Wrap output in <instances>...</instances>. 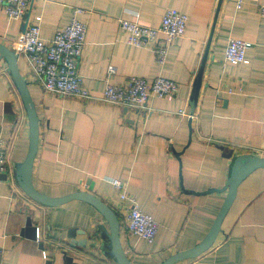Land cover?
I'll list each match as a JSON object with an SVG mask.
<instances>
[{"label": "crops", "instance_id": "crops-1", "mask_svg": "<svg viewBox=\"0 0 264 264\" xmlns=\"http://www.w3.org/2000/svg\"><path fill=\"white\" fill-rule=\"evenodd\" d=\"M262 6L264 0H32L21 19L9 18L0 6V43L15 51L17 39L35 16L42 17L41 37L46 42L71 22L75 9L83 10L78 18L87 25L79 73L92 98L45 91L28 56L17 52L40 120L35 187L53 197L81 190L101 198L118 214L123 248L135 264H159L200 243L227 195L206 191L226 185L236 156H264ZM170 8L188 16L187 29L168 45L165 61L159 62V41L131 44L120 19L158 26ZM212 34L193 106L194 82ZM231 37L248 42L244 62L225 60ZM109 65L115 67L111 76ZM133 76L175 80L176 96H151L140 108L101 99L107 83L123 84ZM0 133L8 166L0 180L1 264H68L66 252L77 264H118L103 249L100 234L109 225L92 204L74 199L47 206L31 199L17 183L16 165L25 161L30 148V124L3 59ZM116 178L125 182L140 210L158 222L152 243L129 231L126 214L131 203L120 198L111 183ZM28 217L39 228V240L23 234ZM72 228L78 230L75 240L87 239L85 247H70ZM176 264H264V168L239 185L213 246Z\"/></svg>", "mask_w": 264, "mask_h": 264}, {"label": "built area", "instance_id": "built-area-1", "mask_svg": "<svg viewBox=\"0 0 264 264\" xmlns=\"http://www.w3.org/2000/svg\"><path fill=\"white\" fill-rule=\"evenodd\" d=\"M32 0H0L9 18H23ZM82 9L74 10L71 22L56 31L53 39L46 42L41 37V16H35L27 29L19 36L16 52L28 56L32 73L41 82L45 91L55 92L66 96H78L83 99L92 98L90 91L83 83L79 73V62L86 44L87 25L78 18ZM264 16V6L260 8ZM188 16L175 8H170L164 14L158 26L143 25L139 22L120 19L122 29L129 34L128 41L133 45H142L149 41H159L155 53L159 62H164L167 47L175 39L183 37L187 29ZM248 42L239 37H231L225 50V60L241 63L246 60ZM115 72V67L109 65L108 76ZM179 84L172 79L158 76L153 80L133 76L123 84L107 83L102 100L132 108L144 107L151 96L173 99ZM7 156L5 141L0 133V180L7 172ZM111 183L119 191L123 200L131 203L126 218L128 229L152 243L158 232V222L152 215L140 210L136 199L127 192V185L121 179H112ZM40 239L37 227V240ZM3 248L0 247V264ZM43 257L48 259V253L43 250Z\"/></svg>", "mask_w": 264, "mask_h": 264}, {"label": "water", "instance_id": "water-1", "mask_svg": "<svg viewBox=\"0 0 264 264\" xmlns=\"http://www.w3.org/2000/svg\"><path fill=\"white\" fill-rule=\"evenodd\" d=\"M212 38L213 34L210 37L208 47L203 57L202 65L194 82V87L190 98V102L193 106L196 105L198 100L202 76L204 73ZM2 59L7 62L8 69L14 79L16 87L21 95L24 107L27 111L30 124V148L25 161L16 165L15 177L17 183L31 199L47 206H58L74 199L83 200L92 204L103 215L109 225V229L104 230L100 234V237L104 241L102 245L105 253H107L109 256H112L118 264H135L131 261L123 248L121 242V222L118 214L101 198L91 192L81 190L75 191L62 197H53L42 193L35 187L33 182V168L39 148V115L33 97L29 90L28 82L21 73L18 64L19 54L11 47L0 43V61ZM232 155L233 153L228 154V156L230 157ZM259 168H264V156L255 155L252 153H242L236 156L231 167V173L226 185L221 189H211L209 191H206L207 193L213 191H227L226 198L210 231L207 233L204 239L194 247L177 252L159 264H176L182 260L195 258L211 248L215 243L219 233L222 231L223 221L237 196L239 185L253 171ZM3 177L5 178L6 174H4ZM186 192L195 193L194 191ZM77 231L78 230L76 228L69 229L68 231V236L73 240L70 244L71 248H74L77 245L85 247L87 244V239H83L82 241L74 239ZM23 234H26L28 237L34 239L37 238V227L33 225L31 217H28L27 219L26 227L23 229ZM65 259L68 264H77L74 262V257L70 255L69 252L65 253ZM47 264H52V260H48Z\"/></svg>", "mask_w": 264, "mask_h": 264}]
</instances>
